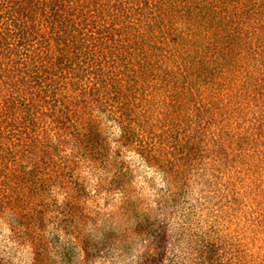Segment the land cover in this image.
<instances>
[{
  "label": "trees",
  "instance_id": "obj_1",
  "mask_svg": "<svg viewBox=\"0 0 264 264\" xmlns=\"http://www.w3.org/2000/svg\"><path fill=\"white\" fill-rule=\"evenodd\" d=\"M0 264H264V0H0Z\"/></svg>",
  "mask_w": 264,
  "mask_h": 264
}]
</instances>
